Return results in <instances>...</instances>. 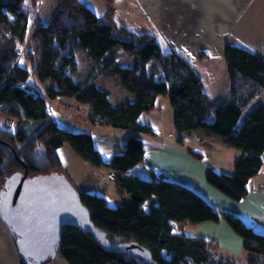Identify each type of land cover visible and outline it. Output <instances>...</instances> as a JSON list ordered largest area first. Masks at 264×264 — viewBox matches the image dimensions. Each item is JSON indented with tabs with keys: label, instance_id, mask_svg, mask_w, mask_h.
<instances>
[{
	"label": "trees",
	"instance_id": "trees-1",
	"mask_svg": "<svg viewBox=\"0 0 264 264\" xmlns=\"http://www.w3.org/2000/svg\"><path fill=\"white\" fill-rule=\"evenodd\" d=\"M105 1L111 4L113 0ZM39 6V0H0V113L18 123L11 133L0 130V140L9 145H37L24 154L18 151L27 165V176L52 172L65 176L58 149L68 144L90 165L113 170L117 175L113 182L129 194L123 203L110 206L103 194L78 190L93 224L111 242L135 241L158 264H264L263 232L238 216L214 209L187 184L157 174L142 178L128 173L143 158L142 135L156 133L141 115L155 107L158 96L166 95L177 132L204 129L220 136L225 148L238 152L231 173L208 167L205 180L235 201L244 198L250 178L263 163L264 107L244 120L241 116L248 101L264 90V53L226 44L227 83L209 96L191 63L180 54L164 51L154 36L119 26L110 12L99 16L83 0H60L50 19L34 28L32 37L38 41L30 47L27 44L21 64V48L32 39L28 38L29 24ZM115 46L136 56L131 66L113 58L105 60ZM79 54L86 57L84 68ZM151 60L159 63L161 76L147 71ZM32 75L38 82L30 81ZM102 76L115 77L132 98L114 103L109 91L95 84ZM47 99H73L87 105L91 124L127 131L124 146L103 157L91 132L67 129L49 119ZM185 151L196 159L203 155L196 149ZM11 155L0 142V187L6 176L23 172L22 164ZM7 168L13 170L7 174ZM221 217L243 239L245 260L226 256L209 240L179 228ZM65 228L56 254L68 264H136L127 253L104 249L90 233Z\"/></svg>",
	"mask_w": 264,
	"mask_h": 264
},
{
	"label": "crops",
	"instance_id": "crops-1",
	"mask_svg": "<svg viewBox=\"0 0 264 264\" xmlns=\"http://www.w3.org/2000/svg\"><path fill=\"white\" fill-rule=\"evenodd\" d=\"M83 1L99 16L110 12L119 26L136 33H149L156 38L164 51L180 54L187 59L199 75L203 89L209 96L218 94L227 83L224 55L226 44H238L264 53V0H113L111 4L105 0ZM58 3L55 1L52 11ZM49 19H45L44 23ZM118 55L122 57L121 62L118 61ZM135 57L132 52L115 46L107 52L105 60L113 58L121 65L131 66ZM147 71L155 76L162 75L157 61H149ZM97 80L103 88H106L105 84L109 81L116 83L117 94L114 96V103L132 98L115 77L102 76ZM160 97H163V105L158 102ZM166 99L168 102L165 104ZM62 102L74 104L75 100L64 99ZM77 105L89 110L87 105H80L78 102ZM259 107H264V90L248 101L243 108L241 120L246 119ZM167 110L173 116L168 97L158 96L155 107L141 115V119L151 125L156 133L142 135L145 148L143 158L128 173L142 178H150L153 174H167L170 180L191 186L205 197L214 209L238 216L245 224L264 233V151L262 166L259 172L250 178L246 196L235 201L208 184L205 173L208 167L216 171L231 172L238 152L235 149V154L228 152L231 157L227 164H221L228 155L226 148L221 144V137L200 128L177 132L172 125L169 134L163 136L161 129L164 128L159 122L164 117L163 112ZM125 139L126 133L121 146H124ZM187 148L202 151L201 159L189 155L185 151ZM117 149L119 147L116 146L114 150ZM215 153L220 158L216 164L211 160ZM106 172L107 168L103 173H99L98 177L107 180ZM66 176L77 190L91 193L97 189L101 190L98 179L82 183L70 175ZM102 190L101 194L108 199L109 191ZM117 192L122 198H129V194L122 188L118 187ZM179 228L187 235L209 240L226 256L239 261L246 259L243 239L231 229L223 217L216 222L185 224ZM52 259L45 264H62ZM0 264H20L14 241L3 224L0 225Z\"/></svg>",
	"mask_w": 264,
	"mask_h": 264
},
{
	"label": "water",
	"instance_id": "water-1",
	"mask_svg": "<svg viewBox=\"0 0 264 264\" xmlns=\"http://www.w3.org/2000/svg\"><path fill=\"white\" fill-rule=\"evenodd\" d=\"M24 171L6 176L0 187V220L11 235L20 261L45 264L60 247L66 226L90 233L108 251L127 253L136 264H158L135 241L111 242L92 222L78 190L57 172L27 176V165L3 142ZM210 264H219L212 262Z\"/></svg>",
	"mask_w": 264,
	"mask_h": 264
},
{
	"label": "rangeland",
	"instance_id": "rangeland-1",
	"mask_svg": "<svg viewBox=\"0 0 264 264\" xmlns=\"http://www.w3.org/2000/svg\"><path fill=\"white\" fill-rule=\"evenodd\" d=\"M39 1H40L39 9L34 14L32 19L30 20L28 38L32 37L33 30L38 23H40V24L44 23L45 19L50 18L52 16L54 10L56 9V4H55L54 10L52 11L53 4L55 3V1L59 2V0H39ZM39 21H41V22H39ZM36 40L38 41L37 36H34V34H33L32 39L30 41H28L26 44H24L23 47L21 48V52H22V59L20 61L21 64H23L25 61L23 59V57H24V51H25V49H27V44H29L28 47H30V46H32V44L34 42H36ZM117 47H119L121 50H123L120 46H117ZM33 51H34V57L36 59L37 53L35 50H33ZM115 55H117V54H115ZM84 56H85L84 54L78 55V59L81 62L83 68H84V66H86V62H87V61H84L86 59V57H84ZM118 59H119L118 60L119 62L122 61V57L120 55H118ZM81 60H83V61H81ZM30 81L31 82H33V81L38 82L34 75L30 76ZM95 84L97 86L100 85L98 80H96ZM115 84H113L112 81H109L105 84V87H106L105 89H107L109 91V96L111 97L112 101H115L114 96L117 94ZM162 98L163 97H160L159 101H158L160 105H163V99ZM46 101H47L50 120L59 123L60 125H62V127L67 128V129L84 130L87 132H91L94 136L95 145L99 149V151L103 155V157H109L110 155H112L116 146L119 147V150L122 149L123 146H121V143L124 139V133H126V138H127V131L126 130L121 129V128H114V127H110V126H95V125L91 124V122L88 119V110L82 106H78L76 101L74 104L65 103V102L61 103L60 99H57V100L47 99ZM167 102L168 101L166 99L164 101V103L166 104ZM76 106H78V107H76ZM163 116L164 117L162 119H160L159 123L164 128V129H161V131H163V136H165L166 134H169V132L171 131L170 127L173 125V116L171 113H169L168 110L166 112L165 111L163 112ZM153 121H155V120H153ZM17 124L18 123L15 119H13V120L8 119L6 117V115H4L3 113H0V130H2L3 132L11 133V132L15 131ZM154 127H156V122L154 124ZM139 134L140 133H136V135H139ZM3 141H5V140H0V142H2V144H3ZM125 141H126V139H125ZM30 144H32V143H30ZM9 146H11V148H13V150L16 152L18 158H21L19 156V153H22V154H24V152L27 153V151L31 147H33V146L35 147L37 145H35L34 143L32 145H27L25 143V144H14V145H9ZM40 150H43V149L40 148ZM226 150H227L226 154H228V155L222 161L221 164H227V160L231 157L230 154L231 153L235 154V151L232 148H226ZM18 151H19V153H18ZM228 152H231V153H228ZM10 153L12 154L11 150H10ZM58 156H59V159L61 162V171L65 174L66 179H69L66 176V174L68 176L70 175L75 180L82 181V183H89V182H92V181H95L98 179V182L100 183L99 185H101V186H99L100 187L99 189H101V190L97 189L93 193H103L102 189H105L106 192L109 191L108 192L109 193L108 194L109 195L108 196V199H109L108 203L110 206H116V205H119V204L123 203L124 201H126V199L122 198V196L119 194V192H117L118 186L116 185L115 182H111V181L108 182L107 180H103L101 177H98L99 173L104 172L105 168L103 166L95 167V166L90 165L88 162L84 161L82 158H80L75 153H73L68 144H64L58 149ZM12 158H13V160H16L17 162H19L13 156H12ZM12 158L10 160H12ZM21 159L23 161V158H21ZM211 160L213 161L214 164H216L217 160H220V158H219V156H217V153H215L211 157ZM19 163H20V165L22 164L21 162H19ZM23 163H25V162L23 161ZM208 163H210V162H208ZM21 166H23V164ZM11 170H13V169L7 168V170H5V171H7V174H8L11 172ZM22 171H24V167H22ZM219 172H223V171H219ZM231 172H225V173L228 174ZM28 176H30V175L28 174ZM1 224H3V223L0 220V225ZM65 229L68 230L69 227H66ZM49 260H51V259H49ZM53 260H54V262H60L62 264H68L59 252L56 254L55 257H53L52 261Z\"/></svg>",
	"mask_w": 264,
	"mask_h": 264
},
{
	"label": "built area",
	"instance_id": "built-area-1",
	"mask_svg": "<svg viewBox=\"0 0 264 264\" xmlns=\"http://www.w3.org/2000/svg\"><path fill=\"white\" fill-rule=\"evenodd\" d=\"M164 177V178H168V175L167 174H159L158 177ZM105 178L109 181H115L116 178H117V175L116 173L113 171V170H107L106 174H105Z\"/></svg>",
	"mask_w": 264,
	"mask_h": 264
}]
</instances>
